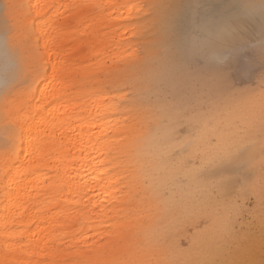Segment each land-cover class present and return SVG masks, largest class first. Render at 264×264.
<instances>
[{
  "label": "rangeland",
  "instance_id": "374dc122",
  "mask_svg": "<svg viewBox=\"0 0 264 264\" xmlns=\"http://www.w3.org/2000/svg\"><path fill=\"white\" fill-rule=\"evenodd\" d=\"M205 2L193 16L198 8L194 0H125V50L105 35L89 40L77 56L78 63L101 65L112 76L124 64L125 51V105H131L125 116L141 115L137 132L125 133V143L131 139L135 144L125 155L126 184H134L125 185L126 238L135 239L127 256L119 257L121 264H264V0H247L232 25L215 33L204 29ZM30 3L0 0L4 190L16 175L15 168L7 169L14 137L6 134L27 114L33 123L39 120L29 96L36 76L50 70L37 32L50 11L29 22L24 10L30 9L32 17ZM97 14L77 23L74 31H84L78 39L90 27L96 30ZM101 71L98 75L105 79ZM88 77H80L82 83L89 84ZM22 154L14 167L26 165ZM54 193L61 197L63 192ZM58 197L46 199L54 204L43 214L50 217L59 207L77 206ZM1 203L0 264H24V256L29 262L44 259L29 250L35 224L14 219L2 225L10 210ZM69 212L62 218L65 226L54 228L58 235L69 230L66 239L73 236V242L84 229L89 236L111 230L121 216L95 225L76 208ZM4 228L8 235L1 232ZM10 242L19 245L17 251L6 246Z\"/></svg>",
  "mask_w": 264,
  "mask_h": 264
},
{
  "label": "bare ground",
  "instance_id": "6f19581e",
  "mask_svg": "<svg viewBox=\"0 0 264 264\" xmlns=\"http://www.w3.org/2000/svg\"><path fill=\"white\" fill-rule=\"evenodd\" d=\"M246 1L206 0L205 32L215 33L232 25L230 21L237 18ZM200 3L201 0H194V7L198 4V8L193 16L199 13ZM30 4L32 17L28 15L30 9L24 10L29 22L50 11L37 27L50 70L36 76L29 96L31 112L38 113L39 120L33 123V117L27 114L20 125L12 126L6 134L14 137L7 169L15 168L16 175L9 179L7 190L0 185V196L5 199V203H0L10 210L1 224H11L14 219L29 226L35 224L28 236L34 244L29 250H37L44 259L29 262L28 256H24L21 257L24 264H121L119 257L127 256L132 250L130 241L135 239L126 238L130 225L125 221L128 199L125 185L128 189L134 186L126 184L125 155L129 153L128 147L135 144L131 139L125 143V133L137 132L136 120L141 115L125 116L131 106L125 105V51L121 52L124 64L117 66L112 76L101 65H84L83 59L78 63L77 56L84 52L82 48L89 40L105 35L113 45L125 50V0H31ZM95 12H98L96 30L90 27L85 38L78 39L84 31H74L77 23ZM71 42L73 46L69 49ZM99 70L105 79L98 75ZM84 75L89 76V84L82 83L80 77ZM54 79L57 81L52 84ZM46 104L50 105L48 110L43 106ZM14 132L15 136L22 133L21 138H15ZM19 154L26 162L24 167H14ZM55 191L63 192L61 197ZM50 197L77 206L59 207L55 215L48 217L43 213L54 204L53 199L46 200ZM74 208L95 225L112 220L117 213L121 216L111 230L89 236L84 229L73 242V236L71 241L66 239L69 230L66 232L64 228L63 235H58L54 225L65 226L62 218L70 217L69 210ZM8 228L1 232L8 235ZM6 246L16 251L19 248L14 242ZM75 257L85 262L75 261Z\"/></svg>",
  "mask_w": 264,
  "mask_h": 264
},
{
  "label": "snow or ice",
  "instance_id": "6c2138e0",
  "mask_svg": "<svg viewBox=\"0 0 264 264\" xmlns=\"http://www.w3.org/2000/svg\"><path fill=\"white\" fill-rule=\"evenodd\" d=\"M9 7H11V5H9Z\"/></svg>",
  "mask_w": 264,
  "mask_h": 264
}]
</instances>
